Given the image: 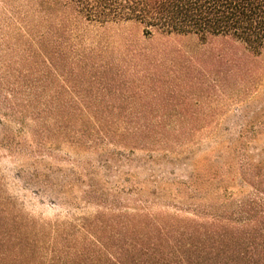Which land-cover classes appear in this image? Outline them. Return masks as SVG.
<instances>
[{
	"label": "rangeland",
	"instance_id": "rangeland-1",
	"mask_svg": "<svg viewBox=\"0 0 264 264\" xmlns=\"http://www.w3.org/2000/svg\"><path fill=\"white\" fill-rule=\"evenodd\" d=\"M21 6L22 0H0V56L9 54L6 25L16 27L12 15ZM144 31L135 22L101 26L73 21L72 49L80 55L93 53L97 71L77 70L71 56L64 69L70 89L58 86H66L62 70L53 74L56 104L74 106V115L87 121L185 119L210 124L175 152L130 153L110 144L76 149L66 141L49 140L37 145L34 122L25 119L21 127L0 113V208L9 205L16 216L47 233L40 240L45 250L38 263L49 264L52 246L59 242L67 247L91 238L85 228L94 222L109 224L126 214L186 219L193 217L195 205L219 197L243 200L253 192L241 166L264 160V54L250 73L239 74L232 71L226 40L203 42L195 35L155 30L146 36ZM195 171L207 173V184L192 200L181 182Z\"/></svg>",
	"mask_w": 264,
	"mask_h": 264
},
{
	"label": "trees",
	"instance_id": "trees-1",
	"mask_svg": "<svg viewBox=\"0 0 264 264\" xmlns=\"http://www.w3.org/2000/svg\"><path fill=\"white\" fill-rule=\"evenodd\" d=\"M22 2L20 13L12 15L16 27L6 25L9 54L0 56V113L21 127L25 119L34 122L37 145L61 140L76 149L88 143L117 145L130 153L135 149L175 152L210 124L185 119L87 121L74 115V106L56 104L53 74L63 71L60 77L66 86H58L65 92L64 69L71 56L77 70L97 71L93 53L80 55L72 49L73 21L83 19L101 26L135 22L144 27L146 36L155 30L164 35H195L203 42L220 38L231 43L232 71L239 74L250 73L255 60L264 54V0ZM241 169L243 180L253 190L243 200L219 197L214 203L195 205L193 217L186 219L126 214L109 224L94 222L85 228L88 240L52 246L49 264H264V160ZM206 174L195 171L189 173L187 182H181L192 200L195 193H203ZM46 236L34 223L16 216L9 205L0 208V264H41L36 260L45 250L40 240Z\"/></svg>",
	"mask_w": 264,
	"mask_h": 264
}]
</instances>
